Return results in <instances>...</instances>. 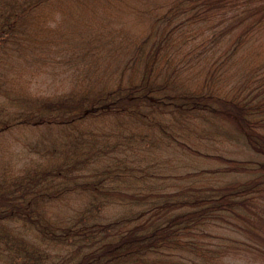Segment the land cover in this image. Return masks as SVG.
Returning a JSON list of instances; mask_svg holds the SVG:
<instances>
[{"label":"trees","instance_id":"trees-1","mask_svg":"<svg viewBox=\"0 0 264 264\" xmlns=\"http://www.w3.org/2000/svg\"><path fill=\"white\" fill-rule=\"evenodd\" d=\"M0 264H264V0H0Z\"/></svg>","mask_w":264,"mask_h":264},{"label":"rangeland","instance_id":"rangeland-1","mask_svg":"<svg viewBox=\"0 0 264 264\" xmlns=\"http://www.w3.org/2000/svg\"><path fill=\"white\" fill-rule=\"evenodd\" d=\"M232 251V250H231ZM230 258L238 259L240 262H245V261H251L252 262V255L248 253H240V254H230Z\"/></svg>","mask_w":264,"mask_h":264}]
</instances>
